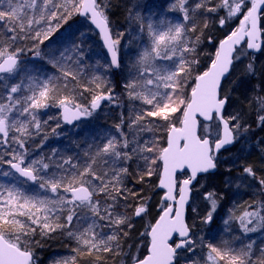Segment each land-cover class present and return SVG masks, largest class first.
I'll list each match as a JSON object with an SVG mask.
<instances>
[{"label":"snow or ice","instance_id":"6c2138e0","mask_svg":"<svg viewBox=\"0 0 264 264\" xmlns=\"http://www.w3.org/2000/svg\"><path fill=\"white\" fill-rule=\"evenodd\" d=\"M177 3L183 13L181 22L161 19L154 23L139 14L135 18L143 47L128 68L122 92L117 94L108 77L113 68L121 67L119 47L125 33L113 37L110 0H0V164L10 169L0 171V176L13 178L12 183L0 182V264H35L33 241L37 234L45 238L60 234L75 243L73 252L78 255L63 264H77L84 253L95 257L90 264H106L109 256L120 257V264H200L201 260L204 264H264V243L257 246V241L248 237L249 233H264V163L243 166L237 177L251 178L257 185L254 194L259 201L247 206L252 210L239 215L238 207L230 209L223 221L228 234L232 223L238 222L241 233L249 239L247 244L239 236L220 245H204L202 239L198 244L196 220L189 224L184 215L197 174L215 171L225 163L219 155L222 150L247 143L255 135L252 123L264 130L261 95H245L247 110L241 103L225 118L233 102L232 92L258 71L264 77V65L257 69L254 59L250 60L242 77L227 89L224 84L235 64L250 55L249 50L264 47L258 43L262 34L258 11L264 13V0H250L251 6L249 0H197L191 8L186 0ZM221 10L225 12L219 19L221 26L236 19L239 24L219 41L214 55L208 57L210 64L201 71L199 48L209 24L205 20L200 27L197 17L219 15ZM132 11L129 9V19L133 18ZM74 15L85 18L83 30L61 34L63 25ZM92 25L99 29L107 49V55L94 62L87 43ZM208 39L212 41V37ZM21 42L32 44L29 51L33 60L41 61L39 66L23 59L25 49L17 47ZM88 70V83L82 84ZM257 87L264 92V86ZM125 96L129 115L121 112L109 129L101 130L91 141H72L64 150L52 147L43 151L49 137L59 135L60 121L72 125L82 117L92 118L105 103L122 107ZM136 101L141 102L139 107ZM145 105L149 107L145 109ZM51 107H57L60 116L42 119L41 110ZM253 109L255 121L250 122ZM51 120H57L56 127L46 132ZM158 121L167 125L164 147L160 146L162 137L146 140L142 136L145 131L153 132ZM259 144L264 145V137ZM260 152L264 161V147ZM161 161L163 168L159 170ZM184 168L190 169L191 175L178 181L177 169ZM226 171L230 176L232 170ZM156 175L157 187L166 191L158 205L159 218L146 224L138 237L147 248V255L141 258V245H124L132 239L135 219L148 215L150 197L129 188L128 183L133 176L137 184H143ZM28 182L35 187H28ZM204 198L210 210L201 216L200 224L208 225L219 201L214 192ZM173 233H178L179 240L170 243ZM237 243L239 248L234 246ZM197 247H207L208 254L193 260Z\"/></svg>","mask_w":264,"mask_h":264},{"label":"trees","instance_id":"16d2710c","mask_svg":"<svg viewBox=\"0 0 264 264\" xmlns=\"http://www.w3.org/2000/svg\"><path fill=\"white\" fill-rule=\"evenodd\" d=\"M196 2L197 0H186V4L189 8L193 7ZM215 2L220 3V0H215ZM173 5H175V9H173ZM249 6H251L250 0ZM129 9H133L132 19H129ZM138 14L145 18H150L154 23H159L161 19L170 21L171 23L181 22L183 20V13L179 11V4L177 3V0H110V11L108 13V16L111 21L110 27L113 33V37L115 38L116 35L120 32L125 33L119 47L121 67L116 71L112 69L111 74L108 77L111 80L112 84L115 85V91L117 94L122 92V85L127 78L128 68L135 60L136 53L143 47V45L139 43L141 39L139 21L135 19ZM224 15L225 12L221 10L219 12V15L213 14L205 16L202 14L197 17V21L200 27H203L205 20H207L209 24L208 29L203 33L202 45L199 48V59L201 65H203V67H201L200 69L201 71L205 70L208 64H210V59L208 57L210 55H214L219 41L226 35H228L239 24V20L236 19L229 22V24H227L226 26H221L219 24V19ZM86 23L87 22L85 21L84 17H81L80 15H74L67 21L66 24L63 25L61 34L69 30H83V27L86 25ZM144 23L146 25L147 19H145ZM261 28L264 32V13H261ZM208 37H212L211 42L209 41ZM143 39L145 40V42H147L146 32L143 33ZM87 43L91 45L93 56L92 62H94L95 59L103 58L105 56L103 47L98 39V35L92 27L87 33ZM45 44H47V42H45ZM17 47H23L25 49L23 53V59H25L26 61H33L36 66L40 65L41 61H39L38 59L33 60V53L29 51V49L32 48L31 43L21 42L17 45ZM253 59L255 61L256 68L260 69L261 66L264 65V47L261 53L257 55L250 53V55L244 58V60L235 64L234 68L232 69V75L228 78V80L224 82L225 89L227 82L237 80L238 78L243 76V69L245 65H247L249 61ZM85 63H89V61H85ZM160 63L166 64L168 62L161 61ZM90 75L91 72L90 70H88V74L82 78L81 83L87 84ZM262 81H264V77H261L259 71L257 72L255 77L251 79L246 78L244 80V83L241 84V86L238 87L236 91H234V95L232 94L233 102L229 103L225 111V118H227L230 113H233L241 103L245 105V108L247 110L246 106L248 101L244 99L245 95H247L249 98L257 95L264 96V92L259 91L257 87L258 85L264 86V84H262ZM78 90L83 91V88H79ZM187 91L190 93L191 85L187 86ZM84 95L88 96L89 94L85 92ZM237 96L241 97L237 99ZM235 97L236 100H234ZM135 104L137 107H139L141 102L136 101ZM129 107L130 106L127 104V97L125 96L124 105L122 107H116L114 105L105 103L104 107L98 110V112L94 114L92 118L85 117L83 120L78 121L71 126H66L62 121H60V128L57 130L59 135L50 136L49 140L45 142L47 147H45L43 151L47 152L52 147L64 150L71 144L72 141L82 142L86 138L91 141L92 137L99 133L101 130H107L112 125H114V123H117V117L121 112H123L125 116H128ZM148 107L149 106L147 105L144 106L145 109H147ZM41 116L44 120H47L49 117H59V109L57 107H51L49 109L41 110ZM132 116L134 118L135 113H132ZM147 119L155 120L156 118L149 117ZM252 121H255L254 109L250 122ZM56 124L57 120L49 121V124L45 131L51 132V129L55 128ZM160 125H162V127ZM166 127L167 125H163L162 121H158V126L154 129L153 132L145 131L142 133V136L146 140L152 139L154 136H160L163 139V143L160 146L164 147L166 145ZM252 127L255 131V135L250 137L247 143L242 141L240 144L236 145V147H230L227 151L219 154L220 159L226 162L220 163L215 173L206 174L199 177L201 180H199L195 185L196 190L194 189L193 196L198 199V203L193 219L196 220V223L198 225V230L196 231V239L198 241V244L202 239L204 245H207L208 243L220 245L222 241L232 240V238L236 236L241 237V240L244 244H247L249 242V239L245 238L241 233L238 222L232 223V232L231 234H228L223 230V220L226 211L238 207L239 211L236 213V215H239L240 212L244 210H252L247 206L252 204L253 202H258L260 199L258 195L254 194L257 191V185L252 182L250 177H246L243 180L237 179V177L243 171V166H246L248 164H255L256 166H259L261 163H264V161L260 160V148L264 147V145L259 144L260 138L264 137V130L257 128L255 123H252ZM125 130H127L126 126ZM39 142V140L36 141L37 144ZM252 146L255 147L253 148ZM241 147H243L244 151L238 152L237 149ZM237 156L239 157V159L236 158ZM233 161L235 162L234 164ZM159 164L161 163L159 162ZM227 169L232 170L230 176L226 171ZM6 170H10L9 166L7 164H0V171ZM132 170L135 171V165H133ZM257 175L259 176L261 175V173L257 172ZM136 179L137 177L135 176L131 177L128 183V187L133 188L138 192L142 191L143 196L150 197V208L147 216L135 219V231L131 233L132 239L128 240L124 247L127 248L128 244L141 245L139 254L142 258L146 253V248L143 247L138 237L140 233L145 230V225L149 222L153 223L161 213L158 205L161 204L160 198L163 193L157 187L159 175L147 178L145 183L143 184H137ZM228 180H231L230 184L227 183ZM0 182L12 183L13 178L0 176ZM249 184H252V186L249 187ZM28 187L35 186L32 185L31 182H28ZM208 192H214L216 194V198L218 199L219 204L216 212L214 213L213 221L208 225H202L200 224L201 216L206 215L210 210V204L204 198L205 194ZM165 205L163 206L165 207ZM192 209H194V206H189L187 211V222L189 224H191L193 221ZM197 213H199V215H197ZM130 214L131 213H129V215ZM248 237L251 240L257 241V246H259L260 243H264V233L262 232L258 231L256 233H249ZM33 244L35 245L33 247L34 259H37V264H63L65 260L70 259L73 255H78L77 253L73 252L75 243L69 241L65 237H62L60 234H57L53 238H45L37 234L35 240L33 241ZM234 246L236 248H239L241 245L237 243ZM133 252H136L135 246L133 247ZM207 254V247H197L195 250V255L192 256V259L200 260V257H206ZM93 259H95V257H89L87 253L80 254L77 264H90V261ZM106 264H120V257L109 256L106 258ZM181 264H185V262L181 261ZM200 264H204V261L201 260Z\"/></svg>","mask_w":264,"mask_h":264},{"label":"water","instance_id":"95a60500","mask_svg":"<svg viewBox=\"0 0 264 264\" xmlns=\"http://www.w3.org/2000/svg\"><path fill=\"white\" fill-rule=\"evenodd\" d=\"M81 17H82V16H81ZM91 27L93 28V30H94V31L96 32V34L98 35V39H99V41H100V43H101V45H102V47H103V50H104V52H105V55H107V49H106V47L104 46L103 37H102V35L100 34L99 29H96L94 25H92ZM258 27L261 28V13H259V11H258ZM261 29H262V28H261ZM258 43H260L262 46H264L263 31H262V34H261V35L259 36V38H258ZM241 44H243V45L246 46V43H245L244 41H241ZM218 46H219V44H218ZM237 47H239V46H237ZM262 49H263V47H262L261 49L249 50V52L252 53V54H254V55H257V54L261 53ZM108 60H110V56H108ZM118 69H119V68H113L114 71H116V70H118ZM84 118H85V117H82L81 120H83ZM198 119H199V120H202L203 117H198ZM81 120H80V121H81ZM62 122H63V121H62ZM63 123H64V122H63ZM74 123H76V122H73V124H74ZM64 124H65L66 126H71V125L66 124V123H64ZM73 124H72V125H73ZM166 141H167V136H166ZM165 146H166V145H165ZM229 148H230V146L228 147V149H229ZM222 151H224V150H222ZM222 151H221V152H222ZM162 168H163V163H162V161H161V169H160V170H162ZM12 171H14V170H12ZM216 171H217V170H215V171H210V172H208V173H198V174H197V180L193 181V187H194L195 184L197 183L199 176H202V175H205V174H213V173H215ZM184 174H185V176H184L183 178L180 177V176H182V175H184ZM16 175L18 176L19 174L17 173ZM189 175H191V170H190V169H187V168H184V169H177V172H176V179H177L178 181H182V180H184V179H187ZM158 184H159V179H158ZM158 189L161 190L163 194H164V191H166L165 189H161V188H159V187H158ZM163 194H162V196H163ZM177 199H178V196H177ZM191 199H192V196H191ZM191 199H190V202L184 206V215H185V220H186V222H187V211H188V208H189V206H190ZM166 207H167V205H166ZM160 214H161V213H160ZM160 214H159V215H160ZM158 218H159V216H158L156 219H158ZM154 222H155V221H154ZM154 222H153V223H154ZM187 223H188V222H187ZM178 240H179L178 233H173V237L170 238V241H169V242H170V243H175V242H178ZM145 255H147V248H146V253H145ZM33 259H34V257H33Z\"/></svg>","mask_w":264,"mask_h":264},{"label":"rangeland","instance_id":"374dc122","mask_svg":"<svg viewBox=\"0 0 264 264\" xmlns=\"http://www.w3.org/2000/svg\"><path fill=\"white\" fill-rule=\"evenodd\" d=\"M246 48V47H245ZM244 60V59H243ZM232 81L230 82H227L226 83V89L228 88L229 84L231 83ZM232 94L234 95V91L232 92ZM179 126V125H177ZM165 140H166V137H165ZM201 180L200 178L198 179V181ZM194 189L196 190V187H194ZM197 203H198V199L195 198L194 196H192V199H191V203H190V206H194V209H196V206H197ZM166 206V205H165ZM196 212L193 211L192 209V219H193V216ZM228 215H229V211H226L225 214H224V220L228 218ZM223 220V221H224ZM198 235V234H197ZM197 238V237H196ZM34 262L35 264H37V259H34Z\"/></svg>","mask_w":264,"mask_h":264},{"label":"bare ground","instance_id":"6f19581e","mask_svg":"<svg viewBox=\"0 0 264 264\" xmlns=\"http://www.w3.org/2000/svg\"><path fill=\"white\" fill-rule=\"evenodd\" d=\"M263 36H264V32H263ZM244 95H245V92H244ZM239 97H241V96H237V99L239 98ZM243 97V96H242ZM234 100H236V97H235V99ZM59 114H60V110H59ZM161 165V164H160ZM206 175V174H205ZM203 176V175H202ZM199 177H201V176H199Z\"/></svg>","mask_w":264,"mask_h":264},{"label":"flooded vegetation","instance_id":"af4514ba","mask_svg":"<svg viewBox=\"0 0 264 264\" xmlns=\"http://www.w3.org/2000/svg\"><path fill=\"white\" fill-rule=\"evenodd\" d=\"M222 152H224V151H222ZM222 152H220V154H221Z\"/></svg>","mask_w":264,"mask_h":264}]
</instances>
